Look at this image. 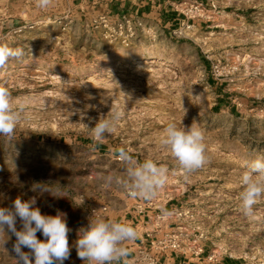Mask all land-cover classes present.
<instances>
[{
    "label": "rangeland",
    "instance_id": "rangeland-1",
    "mask_svg": "<svg viewBox=\"0 0 264 264\" xmlns=\"http://www.w3.org/2000/svg\"><path fill=\"white\" fill-rule=\"evenodd\" d=\"M190 1L175 6L179 25L157 13L140 15L146 30L125 43L113 35L127 15L111 8L120 0H53L47 9L36 0H0V43L25 52L0 69V87L11 93L13 107L25 109L11 140L0 137V207L34 199L42 214H64L71 230L64 264L82 262L76 242L84 206L111 199L138 204V196L129 198L104 179L122 175L120 147L169 169L158 199L186 214L180 223L191 242L204 234L198 249L264 264V196L251 215L240 202L246 165L264 156V0H198L206 16L188 29L180 12ZM141 54L155 59H131ZM113 111L121 119L104 141L94 142L91 128ZM173 122L202 130V168L186 173L162 145ZM16 227H22L19 218ZM9 235L0 264H16V238Z\"/></svg>",
    "mask_w": 264,
    "mask_h": 264
},
{
    "label": "clouds",
    "instance_id": "clouds-1",
    "mask_svg": "<svg viewBox=\"0 0 264 264\" xmlns=\"http://www.w3.org/2000/svg\"><path fill=\"white\" fill-rule=\"evenodd\" d=\"M53 0H36L37 7L47 9ZM25 52L22 48H12L6 43H0V69L10 60H20ZM24 105L13 107L11 93L5 87H0V137L8 140L14 135L18 123L23 118ZM120 111H113L110 117L99 119L92 129L94 142L106 139L121 119ZM161 143L170 150L173 158L186 172L191 173L202 168L207 162L206 144L202 130L191 125L178 127L169 123ZM130 147H120L117 150L119 162L124 165L122 175H108L105 182L115 185L133 197L146 200L154 199L164 188L168 180L169 169L154 158L136 159ZM240 183V202L242 211L251 215L253 206L261 196H264V156L257 157L246 165ZM164 215H168L167 212ZM21 229L16 227L17 219ZM67 226L64 214L55 216L44 215L35 200L22 201L16 198L13 207H0V248L15 236L12 252L15 253L16 264H64L70 256ZM42 233L40 240L37 233ZM139 238L138 231L129 223L118 220L96 217L91 219L87 229H83L76 242L77 255L86 264H128L129 249L126 244ZM27 248L25 252L22 249Z\"/></svg>",
    "mask_w": 264,
    "mask_h": 264
},
{
    "label": "crops",
    "instance_id": "crops-1",
    "mask_svg": "<svg viewBox=\"0 0 264 264\" xmlns=\"http://www.w3.org/2000/svg\"><path fill=\"white\" fill-rule=\"evenodd\" d=\"M121 3L113 4L111 2V8L114 12H119L120 14L124 13H134L137 12L142 16H152L155 13L161 16V20L169 21V23L179 25V14L175 8L176 4L180 0H120ZM160 12V14H158ZM217 88V87H216ZM223 99V97H221ZM223 101V100H221ZM129 197L128 192L126 194ZM130 198V197H129ZM138 204L130 206L127 199H122L117 201L113 205V199H111L110 204H92L86 205L83 207V212L80 214V217L83 219V227L79 230V233L83 229H87L91 219H95L91 213L92 209H100L104 206L108 207V212L104 215L107 219L118 220L121 222L131 224L139 233V238L135 241H129L126 244L130 246L129 253L130 258L134 252L137 250V247L142 242H146L150 238L148 236L151 234V237L159 238L164 234L171 231L178 223L179 220L171 217V212L174 211L173 206L170 204H160L161 199H158V195L151 200H146L140 197L135 198ZM130 200V199H128ZM142 207V209H140ZM170 208V211H169ZM165 212L168 213V219L161 220L159 217ZM79 227V228H80ZM196 242H188L184 252L182 254L174 256L169 255L168 257H163L161 264H239L235 261H229L217 257V254L210 253L204 248L198 249ZM203 251V253L201 252ZM77 252V251H76ZM201 252V253H199ZM215 256L214 260L211 258ZM127 258V260H128ZM81 264H86V262L80 259Z\"/></svg>",
    "mask_w": 264,
    "mask_h": 264
},
{
    "label": "built area",
    "instance_id": "built-area-1",
    "mask_svg": "<svg viewBox=\"0 0 264 264\" xmlns=\"http://www.w3.org/2000/svg\"><path fill=\"white\" fill-rule=\"evenodd\" d=\"M190 4L180 12L187 18L186 28L190 29L192 25L189 23L196 18H204L206 16V10L204 5L198 0H191ZM105 24L109 26V22L106 19H103ZM147 28V23L139 13L136 14H127L122 17L120 21L117 22L115 28L113 29V35L116 37H121L125 43L137 39L143 34ZM183 30V28H181ZM221 68L216 67V76L220 73ZM221 75V73H220ZM130 197H133L128 193ZM142 209V207H140ZM108 212V207L104 206L100 209L93 210V214L96 217H104ZM175 212V210H174ZM186 214L183 211L175 212V218L179 220V223L168 233L164 234L159 238L151 237V234L148 236L150 238L146 242H142L137 247V250L134 254L128 258V264H161L163 257H168L169 255H180L184 252L188 242H191V234L187 233L186 227L180 223L184 220ZM161 220L168 219V215H161L159 217ZM204 234L196 236V241L204 239ZM194 241V242H196ZM130 249V246H127ZM203 253V251H201ZM199 252V253H201ZM215 256L211 258L214 260Z\"/></svg>",
    "mask_w": 264,
    "mask_h": 264
},
{
    "label": "bare ground",
    "instance_id": "bare-ground-1",
    "mask_svg": "<svg viewBox=\"0 0 264 264\" xmlns=\"http://www.w3.org/2000/svg\"><path fill=\"white\" fill-rule=\"evenodd\" d=\"M132 60H134V62L136 63H151L150 61L155 59V57L153 55L147 56L144 54L141 55H137L136 57L131 58Z\"/></svg>",
    "mask_w": 264,
    "mask_h": 264
}]
</instances>
